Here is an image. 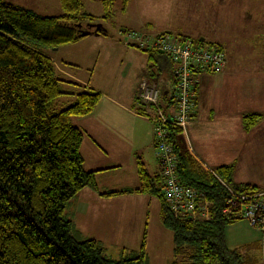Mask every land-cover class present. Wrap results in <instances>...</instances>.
<instances>
[{"label": "crops", "instance_id": "0c3cea01", "mask_svg": "<svg viewBox=\"0 0 264 264\" xmlns=\"http://www.w3.org/2000/svg\"><path fill=\"white\" fill-rule=\"evenodd\" d=\"M256 1L129 0L125 11L121 5L116 11L114 33L106 28V34H90L62 46L66 56L71 52L68 59H63L81 70L56 66L47 52L65 80L101 94L91 114L71 118V123L83 133L80 146L83 168L95 172L100 192L137 188V155L149 173L158 172L152 123L141 115L136 104L138 84L145 78L150 81L151 77L156 83V77L161 108L167 113L174 110L164 94L172 81L174 63L163 53L135 46L127 36L134 31L150 35L170 32L222 47L225 64L218 73L197 74V105L185 132H175V141L181 153L191 155L213 175L218 167L232 165L235 183H251L264 190V23L254 22L264 16L255 7ZM235 3L239 8L232 12ZM59 14L58 4L55 15ZM258 59L261 66L255 65ZM91 67L96 71H90ZM115 69L126 77L116 85L112 81L107 87L99 85L100 76H114ZM140 70L143 76L150 75L134 74ZM250 113H259L261 117L247 129L243 117ZM153 203L158 204L157 199L144 193L101 197L84 188L70 201L65 216L72 221L80 239H95L104 245L106 252L108 245L118 253L136 252L144 233L147 242L148 207ZM156 220L166 229L160 216ZM224 233L229 248L249 252L256 258L264 256V232L246 220L228 224Z\"/></svg>", "mask_w": 264, "mask_h": 264}, {"label": "trees", "instance_id": "16d2710c", "mask_svg": "<svg viewBox=\"0 0 264 264\" xmlns=\"http://www.w3.org/2000/svg\"><path fill=\"white\" fill-rule=\"evenodd\" d=\"M128 2L121 0L122 11ZM114 4L101 0L103 15L97 18L83 9L82 0H59L60 14L55 16L0 0V264H145V233L138 251L122 250L117 258L108 256L95 239L80 240L65 211L84 188L101 197L137 192L159 198L160 221L172 234L170 264H263L264 256L256 258L226 245L225 227L241 219L221 213L230 193L220 181L239 193L263 189L235 183L232 165L218 167L213 175L181 153L175 141L180 129L171 127L169 133L179 181L203 196V206L193 217L169 210L157 154L155 174L136 156L135 189L100 192L95 172L83 168V133L71 118L91 114L101 94L74 81L68 82L72 92L63 91L47 51L90 34H106L100 20L114 16ZM66 95L74 98L59 108ZM136 104L141 111L137 98ZM260 117L247 114L245 127L252 128Z\"/></svg>", "mask_w": 264, "mask_h": 264}, {"label": "built area", "instance_id": "2783aa9c", "mask_svg": "<svg viewBox=\"0 0 264 264\" xmlns=\"http://www.w3.org/2000/svg\"><path fill=\"white\" fill-rule=\"evenodd\" d=\"M127 36L140 49H152L165 54L174 63L173 77L165 90L167 103L174 106L173 112H165L159 103V89L147 78L138 84L137 100L140 113L152 123L153 142L163 177V196L167 206L174 214L193 217L203 206V196L193 187L179 181L177 159L169 141L170 128L185 132L197 102L195 89L197 74L202 72L218 73L225 64L222 47L215 43H201L190 38L159 32L150 35L145 32H129ZM128 43V42H126ZM230 193L221 210L229 215L246 220L251 226L264 232V190L251 194L234 192L220 181Z\"/></svg>", "mask_w": 264, "mask_h": 264}, {"label": "rangeland", "instance_id": "374dc122", "mask_svg": "<svg viewBox=\"0 0 264 264\" xmlns=\"http://www.w3.org/2000/svg\"><path fill=\"white\" fill-rule=\"evenodd\" d=\"M7 2H12L14 4L22 5L26 8H29L31 10H34L35 12H38L43 15L47 16H55L56 12L58 11V0H5ZM121 0H115L114 4V14L115 16L111 17L109 20H100V22L103 23L104 29L110 32L114 33L113 29L116 27L117 18H116V11H118V8L120 7ZM83 3V9L94 15L95 17L99 18L103 15L102 7H101V0H82ZM254 6V5H253ZM255 7L260 9L261 15L264 16V0H257ZM239 5L237 3L233 4L231 6L232 12L238 11ZM116 18V19H115ZM254 22H263L264 19L260 21H254ZM217 24V23H216ZM107 28V29H106ZM139 32V31H134ZM65 48L59 47L54 48L51 50H48V54L52 57L54 63L56 66H59L60 68H71V69H77L81 70L75 65L68 64V61H65V58H69L71 55V52L68 53V56L64 54ZM251 54V53H250ZM258 54V52H257ZM76 62L79 63L78 59H75ZM262 61L260 59L256 60L255 65L261 66ZM107 69L113 70L114 68ZM257 71L261 70L262 68H256ZM82 70H84V67H82ZM90 71H96V68H90ZM250 71L253 69H249ZM105 71V68H104ZM114 76H111L109 74V78H106L105 76H100L99 78V85L102 84L103 87H107L111 85V81L113 85L119 84L120 80L125 78L124 73H120L117 69L114 71ZM148 72L149 68H148ZM135 75H140V77L143 76L142 70L135 72ZM130 74H127V76ZM150 73H146L144 76H148ZM143 76V77H144ZM113 77V78H112ZM131 77V76H128ZM60 78L63 80V82L60 84L61 89L64 91H70L72 92V89L74 88L72 85L68 84V80H65L63 76L60 74ZM156 83L158 82V79L154 77ZM152 82V77L149 79ZM149 81V82H150ZM162 83V81H161ZM159 86V82L157 83ZM162 86V84H161ZM76 92V91H74ZM73 95H66L60 98L59 100V108H62L69 104L71 100H73ZM154 199H157L158 204L153 203L151 207H148V216H149V228H148V238L147 242L145 244V264H170L172 260H174V253H173V241H172V234L169 230L162 228V226L157 223L156 217H159V209H160V200L157 197H154ZM82 240V239H80ZM134 248V244H133ZM118 250L111 246H107V255L112 258L118 257ZM264 264V261L262 262Z\"/></svg>", "mask_w": 264, "mask_h": 264}, {"label": "water", "instance_id": "95a60500", "mask_svg": "<svg viewBox=\"0 0 264 264\" xmlns=\"http://www.w3.org/2000/svg\"><path fill=\"white\" fill-rule=\"evenodd\" d=\"M95 35H98V33H96Z\"/></svg>", "mask_w": 264, "mask_h": 264}]
</instances>
